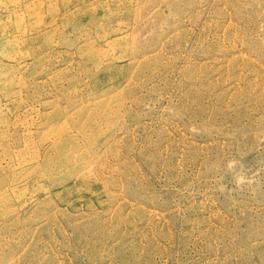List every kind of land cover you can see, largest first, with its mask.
Masks as SVG:
<instances>
[{
    "label": "rangeland",
    "instance_id": "rangeland-1",
    "mask_svg": "<svg viewBox=\"0 0 264 264\" xmlns=\"http://www.w3.org/2000/svg\"><path fill=\"white\" fill-rule=\"evenodd\" d=\"M0 264H264V0H0Z\"/></svg>",
    "mask_w": 264,
    "mask_h": 264
},
{
    "label": "clouds",
    "instance_id": "clouds-1",
    "mask_svg": "<svg viewBox=\"0 0 264 264\" xmlns=\"http://www.w3.org/2000/svg\"><path fill=\"white\" fill-rule=\"evenodd\" d=\"M234 164H235V162L233 161V162H229V167H233L234 166ZM246 182V178L244 177V176H239V177H237V183L238 184H243V183H245Z\"/></svg>",
    "mask_w": 264,
    "mask_h": 264
}]
</instances>
